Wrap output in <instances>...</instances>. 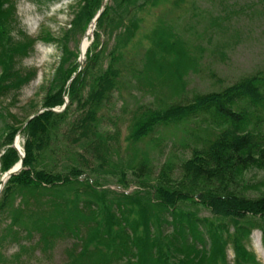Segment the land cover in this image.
Masks as SVG:
<instances>
[{
	"label": "trees",
	"instance_id": "16d2710c",
	"mask_svg": "<svg viewBox=\"0 0 264 264\" xmlns=\"http://www.w3.org/2000/svg\"><path fill=\"white\" fill-rule=\"evenodd\" d=\"M169 1L81 0L77 28L85 31L97 17L84 62L70 64L52 85L44 111L27 124L31 116L12 124L0 104V177L23 160L0 192V249L20 244L15 259L28 251L21 244L27 238L35 239L32 252L42 254L67 241L60 264H261L249 242L259 229L264 245V193L247 194L246 172L264 168V72L188 98L186 77L199 72L200 58L172 24L155 23L145 35L141 67L131 70L156 97L132 118L129 139L139 141L160 125L188 120L200 121L198 129L207 135L195 137L191 155L179 166L167 159L155 176L147 172L145 154L137 165L136 158L127 165L136 173L132 181L121 178L114 188L97 179L98 172H110L104 167L113 166L117 153L98 112L120 93L124 57L144 14ZM257 3L264 7V0ZM13 12L9 0H0V103L34 75L13 69L15 57L35 40L22 33L15 43L8 26ZM66 98V108L54 111ZM18 135L25 139L23 158L13 146ZM200 206L212 217H202Z\"/></svg>",
	"mask_w": 264,
	"mask_h": 264
},
{
	"label": "rangeland",
	"instance_id": "374dc122",
	"mask_svg": "<svg viewBox=\"0 0 264 264\" xmlns=\"http://www.w3.org/2000/svg\"><path fill=\"white\" fill-rule=\"evenodd\" d=\"M9 3L14 6L11 19L15 21L12 28V24H8L9 35L15 43L21 41L22 33L35 39L30 50L25 55H17L13 63L14 70L33 71V77L18 89L7 92L0 103L11 114V123L18 126L41 108L46 96L53 91L52 85L60 80L70 64L75 61L81 63V44L88 38L90 46L96 25L88 23L85 31L75 25L77 13L82 7L81 0H9ZM263 8L257 0H170L144 14L141 29L124 57L120 93L104 101L98 112L102 131L109 138L107 143L113 154L117 151V156L113 155V166L104 167L110 172L97 173V179L103 185L118 188L121 178L127 181L135 179L136 173L127 165L131 158H136L137 165L145 154L149 159L147 172L150 171L152 176L158 174L167 159L179 166L181 160L191 155L190 146L195 137L207 135L198 129V124H202L200 121L188 120L160 125L155 133L139 141L129 139L132 118L142 108L151 105L156 97L150 87L137 83L131 77V70L142 65L149 43L145 35L155 23L163 20L172 24L200 58L199 72H190L186 77V96L192 98L197 93L220 90L242 77L264 72ZM139 41L142 44L136 45ZM113 44L115 41L110 42L109 49L113 48ZM16 139L23 148L24 137L18 135ZM116 164L117 167L114 166ZM3 176L2 173L0 181ZM246 179L250 182L247 194L254 197L264 193V168L247 170ZM199 209L202 217H212L207 208L200 206ZM34 241L23 239L21 244L28 251L19 259L14 256L21 245L4 243L0 251L5 257L0 259V264H60L65 259L67 241H59L46 254L32 252L30 247ZM249 248L264 264V245L259 229L253 230ZM228 259H234L231 246Z\"/></svg>",
	"mask_w": 264,
	"mask_h": 264
},
{
	"label": "water",
	"instance_id": "95a60500",
	"mask_svg": "<svg viewBox=\"0 0 264 264\" xmlns=\"http://www.w3.org/2000/svg\"><path fill=\"white\" fill-rule=\"evenodd\" d=\"M81 59L83 58L82 56L80 57ZM67 105V104H66ZM66 105L61 109V110H57V109H53L54 111H62ZM43 111L40 110L37 114L31 116L29 118V120L26 122V124L31 120L33 119L35 116H37L39 113H41ZM25 124V125H26ZM14 147L16 149L19 150V152L22 154V157H24V154L23 152L21 151V147L18 145V141L16 140L15 143H14ZM23 167V160H21L18 164H16L11 170H9L5 175H4V178L2 179V183L0 184V191L2 190V188L4 187L5 183L7 182V180L14 174H16L17 172H19Z\"/></svg>",
	"mask_w": 264,
	"mask_h": 264
},
{
	"label": "bare ground",
	"instance_id": "6f19581e",
	"mask_svg": "<svg viewBox=\"0 0 264 264\" xmlns=\"http://www.w3.org/2000/svg\"><path fill=\"white\" fill-rule=\"evenodd\" d=\"M88 46H89V42H88V38H85L84 40H83V42H82V44H81V56L82 57H85V54H86V52H87V48H88ZM84 58H82V60H83ZM18 145L21 147V144H20V142L18 141Z\"/></svg>",
	"mask_w": 264,
	"mask_h": 264
}]
</instances>
